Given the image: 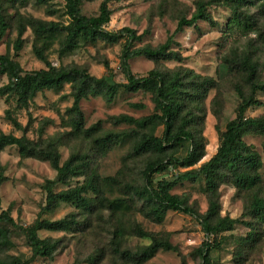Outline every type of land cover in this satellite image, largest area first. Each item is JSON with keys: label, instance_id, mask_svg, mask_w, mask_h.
<instances>
[{"label": "trees", "instance_id": "16d2710c", "mask_svg": "<svg viewBox=\"0 0 264 264\" xmlns=\"http://www.w3.org/2000/svg\"><path fill=\"white\" fill-rule=\"evenodd\" d=\"M37 5H46L51 0H34ZM65 1V15L68 23L42 21L16 17V39L13 44L15 51L22 48V36L26 28H30L34 43L33 54L46 65V69L28 73L22 72L7 55H0V77L7 78V84L0 87V97H14L19 107H26L33 98L43 91L60 92L65 85H69V96L72 104L65 110L66 118L62 121L70 129L66 135H55L42 139L39 135L36 141L25 136L16 137L12 134L0 133V151L6 147H15L21 159H35L46 162L55 171L52 180L45 181V205L42 211L53 212L60 204L71 205L75 213H70L56 221L37 220L33 225L24 229L27 245L32 257L50 258L56 252L59 241L40 239V231L74 232L79 230L82 221L88 218L103 217L107 214L112 221L113 250L119 253L126 264H145L159 251L177 252L167 238L155 236L146 232L138 223L128 221L133 215H140L153 224H161L167 212H179L195 217L201 226L204 240L195 253L201 264H214L210 252L217 246L215 239L223 232L232 231L238 220L227 216H220L219 185L229 182L237 193H247L248 204L246 215L250 221L244 222L249 231L242 239V248L235 256L239 260L244 252H250L254 245L264 243L261 227L264 224V188L260 171L262 161L260 155L248 146L243 138L246 135H260L263 137L262 152L264 154V115L249 118L245 112L259 105L255 99L258 92L264 93V81L256 78L257 66L247 55L242 58L240 66L243 78L247 84L248 93L237 90L240 103L235 109L234 118L229 121L221 134L217 152L198 168H193L205 157V142L202 136L201 103L207 98L208 92L215 88V82L210 78H201L192 71L177 70L173 72L152 69L144 77H136L130 73L128 62L136 57H144L154 64L182 61L179 53L170 51L169 39L158 47L145 46L133 49L132 45L141 40V36L130 28H122L113 33L105 27L110 21L111 11L108 3L115 0H103L98 13L87 17L81 13L82 2L92 0H63ZM230 11L226 22V29L243 35L258 32L257 20L248 11L258 8L264 15V0H218ZM6 2L25 4L27 0H0V40L9 29L3 4ZM207 4L203 0L196 2V10L189 19L181 18L177 23V31L184 27L195 26L199 21L210 22L206 12ZM264 36V32L262 33ZM61 36L57 50L59 56L74 52L81 44L96 41L107 44H117L125 40L121 55L120 68L125 75V83H112L106 77L96 78L76 66L53 67L47 60L45 52L49 44L56 37ZM228 69L232 63L227 61ZM105 68L109 70L107 64ZM234 72H237L235 69ZM142 91L151 95L154 112L145 117L133 118L124 114L112 117L114 125H125L127 130L120 132L101 133V123L98 122L85 128L84 115L80 104L93 98H103L107 103L114 101L120 93H136ZM142 108L141 105H132ZM5 118L17 131H24L22 125L5 112ZM158 127H162L161 136H156ZM83 140L89 144L88 151L72 152L63 163L60 161L59 148L64 145L65 138ZM130 143L126 160L146 158L141 170V179L126 181L125 170H119L114 176L103 177L93 161L91 151H106L113 147ZM187 145L183 157H175V153ZM166 161V162H164ZM126 166V167H125ZM167 166L182 168L185 171L176 174L171 180L153 182L152 176L162 173ZM124 169L127 165L124 164ZM82 177L81 184L70 187L74 178ZM202 178L205 184L207 210L198 214L187 203L185 197L171 193V190L181 182L195 183ZM5 181L3 168L0 165V186ZM58 185L66 186L64 190L56 191ZM100 218V219H101ZM89 224V222H88ZM1 225L17 227L8 211H0V247H7L9 233ZM127 236L147 239L149 243L141 247L135 254L119 250ZM0 264H28L13 260Z\"/></svg>", "mask_w": 264, "mask_h": 264}, {"label": "rangeland", "instance_id": "374dc122", "mask_svg": "<svg viewBox=\"0 0 264 264\" xmlns=\"http://www.w3.org/2000/svg\"><path fill=\"white\" fill-rule=\"evenodd\" d=\"M5 2L6 0H1ZM199 0H115L108 3L111 11L110 21L105 27L110 32H117L126 27L134 30L141 36L139 42L132 45L133 49L145 46L158 47L169 39L170 51L179 53L182 61L162 62L154 64L144 57L131 59L130 73L136 77H144L152 69L160 71L188 70L201 78H210L215 82V88L208 92L207 98L201 103L203 109L202 136L205 142V157L198 165L208 161L216 152L220 144L221 134L229 121L235 116V109L240 103L237 90L248 93L240 66L243 57L249 55L257 66L256 78L264 81V15L258 8L248 11L257 20L258 32L243 35L226 29V22L230 17L228 8L218 0H203L206 12L211 21H199L195 26L177 31V23L181 18L189 19L196 10ZM103 0L84 1L80 5L81 13L87 17L95 16ZM3 4L9 29L0 40V55H7L22 72L28 73L46 69L32 51L34 37L30 28H26L22 40L23 45L19 51L13 48L16 39V17H30L42 21H53L62 24L68 23L65 15V1L51 0L46 5H37L34 0ZM61 36L52 40L45 55L51 66L71 67L85 69L89 75L101 78L106 77L112 83H125L120 63L125 40L117 44H107L96 41L81 44L74 52L65 56L58 55V42ZM233 65L228 69L225 62ZM108 65L109 70L105 68ZM237 69V72H234ZM6 77H0V87L7 84ZM70 87L65 85L60 92L43 91L38 93L26 107H19L14 97H0V133L12 134L16 137L25 136L36 141L39 135L42 139L55 135H66L70 131L62 122L65 110L72 104L69 96ZM255 99L259 105L249 108L245 117L255 118L264 115V93L258 92ZM141 105L134 108L132 105ZM84 115L85 128L98 122L101 123V133L120 132L127 130L125 125H114L111 118L121 114L141 118L154 112L151 95L142 91L136 93L120 92L113 102L107 103L103 98L90 97L80 104ZM9 111L23 127L24 131L15 130L5 118ZM162 127L156 129L155 135L161 136ZM244 142L260 155L262 169L260 171L264 188V154L262 152L263 137L260 135H246ZM89 144L83 140L65 138L64 145L59 148L60 161L63 163L72 152L88 151ZM130 143L113 147L106 151H91L98 173L103 176H114L119 170H125L126 181L140 180L141 170L146 158L126 160ZM187 145L181 147L175 157H183ZM166 162V161H164ZM124 164L127 168L124 169ZM0 165L3 168L5 181L0 186V211H8L17 227L1 225L9 233V245L0 247V260L10 262L18 260L28 264H126L123 257L113 250L112 221L107 214L103 217L88 218L82 221L81 226L74 232H47L37 233L40 239L59 241L56 252L50 258L31 259L32 253L27 245L24 229L33 225L37 220L56 221L64 216L75 213L71 205L60 204L53 212L45 213V181L55 177V171L46 162L35 159H21L15 147H6L0 151ZM126 167V166H125ZM185 171L182 168L167 166L162 173L152 176L153 182L171 180ZM82 177L74 178L70 187L83 182ZM58 185L56 191L66 189ZM171 193L185 197L187 203L198 214L207 210L205 184L202 178L195 183H178ZM220 216L229 217L239 221V224L230 232L218 234L215 238L216 247L210 252L214 264H264V243L254 245L250 252H244L241 259H236V252L242 248V239L249 229L244 222L250 221L246 215L248 204L247 193H237L229 182L219 185ZM101 218V219H100ZM128 221L138 223L142 229L155 236L167 238L177 252L159 251L145 264H201L195 253L204 240L199 221L192 216L179 212H167L161 224H153L136 214ZM89 222V224H88ZM264 239V224L261 227ZM147 239L127 236L120 245L119 250L135 254L141 247L147 245Z\"/></svg>", "mask_w": 264, "mask_h": 264}]
</instances>
